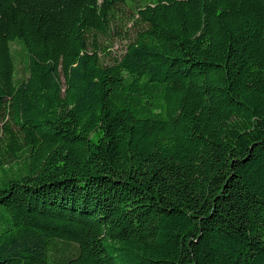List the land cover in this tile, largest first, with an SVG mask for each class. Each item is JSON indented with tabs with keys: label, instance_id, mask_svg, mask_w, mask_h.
<instances>
[{
	"label": "trees",
	"instance_id": "trees-1",
	"mask_svg": "<svg viewBox=\"0 0 264 264\" xmlns=\"http://www.w3.org/2000/svg\"><path fill=\"white\" fill-rule=\"evenodd\" d=\"M0 264H264V0H0Z\"/></svg>",
	"mask_w": 264,
	"mask_h": 264
},
{
	"label": "rangeland",
	"instance_id": "rangeland-1",
	"mask_svg": "<svg viewBox=\"0 0 264 264\" xmlns=\"http://www.w3.org/2000/svg\"><path fill=\"white\" fill-rule=\"evenodd\" d=\"M130 11L128 5L120 6L116 11L112 28L105 35H99L102 57L107 63L121 55L134 39L137 28L132 27Z\"/></svg>",
	"mask_w": 264,
	"mask_h": 264
}]
</instances>
